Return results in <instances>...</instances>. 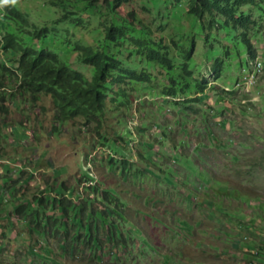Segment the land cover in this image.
<instances>
[{
    "label": "rangeland",
    "instance_id": "1",
    "mask_svg": "<svg viewBox=\"0 0 264 264\" xmlns=\"http://www.w3.org/2000/svg\"><path fill=\"white\" fill-rule=\"evenodd\" d=\"M14 2L39 27L56 18L49 11L51 0ZM144 3L148 2L130 0L118 11L125 15L134 10L144 22H151ZM259 22L250 36L256 54L264 58V18ZM5 23L0 11L2 36ZM58 27L64 32L67 24ZM93 28L73 31L89 44L102 37ZM172 31L167 28L165 41ZM236 47L225 57L223 79H214L216 85L200 101L188 103L197 112L166 101L156 89L149 93L141 88L133 92L136 99L129 111L122 105L128 96L117 94L116 104L109 99L98 126V121L87 123L81 116L58 120L50 94L41 93L35 102L27 94L8 98L9 113L0 114V160L7 154L2 164L9 168L0 179V214H8L9 245L0 253V264H263L249 244L260 240L264 231L257 205L264 203V72L253 87L225 91L224 86L234 85L249 69L248 47ZM0 57L10 61L11 56L0 47ZM132 85L137 82L125 78L120 91ZM3 89L10 94L15 88ZM100 134L108 137L105 144ZM112 156L115 161H110ZM122 159L128 161L126 167ZM60 192L82 209V224L73 214L67 218L71 234H88L96 219L95 243L101 241L94 249L95 259L84 236L80 243L73 241L70 250L52 238L50 250L34 245L38 254L31 253L27 245L36 225L31 227L30 215L18 214L21 221L15 227L10 221L12 213L17 217L20 204L28 206V214L38 210L42 222L48 223L46 215L61 219L63 211L50 208V201L40 205L32 199L54 198ZM84 199L90 203L89 211ZM77 222L79 228L74 227ZM260 223L263 229L257 228ZM35 232L32 237L46 239L41 231ZM17 235L24 243L13 249Z\"/></svg>",
    "mask_w": 264,
    "mask_h": 264
},
{
    "label": "trees",
    "instance_id": "2",
    "mask_svg": "<svg viewBox=\"0 0 264 264\" xmlns=\"http://www.w3.org/2000/svg\"><path fill=\"white\" fill-rule=\"evenodd\" d=\"M67 1L69 0H51L49 11L51 15H56V18L42 27H39L31 19L29 12L20 9L14 0L1 1L2 9L0 10L3 11L6 20L2 39L3 50L11 57L9 58L10 61L3 60L0 57V88L14 86L15 89L10 94H7L4 89L0 90V114L9 113V107L6 105L8 98L13 99L16 95H21L24 98L30 96V100L35 102L40 98L41 93H46L52 96L56 104L58 120L66 121L81 116L85 118L87 123L98 121V126H100V116L104 113L106 97L108 91L112 88L109 77L114 70H128L123 67L122 55L125 51L129 55H133L135 60L140 58V65L142 62L146 67L158 64L174 68L175 65H180L188 76L191 75V71L187 67V60L193 54L197 40L192 29L187 32L180 28V33H176L178 37H185L186 39L184 40L187 41V46L179 54L180 56L171 54V48L175 52L180 47V44L175 40L182 38L173 37L172 40L174 42L169 45V43L165 42V35L161 32L164 28V18L162 17H170L173 13L170 12L172 8L177 10L186 6L188 19L192 21V26L195 27L197 32L201 33L202 31L205 33L207 29L206 18L210 15H214L216 18L220 14H233L235 13L234 5L236 3H253L256 0H146L148 3H144L142 8L152 15L155 21L153 25H157L156 29L159 30V33L153 32L147 28L148 26H143L145 22L134 10L128 11L125 15L120 14L118 11L119 7H122V4L130 0H103L105 9L99 3L101 0H74L70 8L66 6ZM165 10L167 11L165 12ZM185 14L181 11H176L172 17L175 20L178 19L184 25L185 20L183 17ZM240 21L244 23L242 20ZM61 22L67 24L64 32L58 27ZM90 25H94L93 31H96L102 37L97 39L94 35V43L87 44L82 39L76 38L73 30L76 31L77 28L80 29L81 27L88 29ZM255 26L257 25L255 24ZM240 31L237 29L238 36L241 35ZM231 34L237 37L235 30ZM235 41L238 43V38ZM242 41L240 42L247 45L245 40ZM247 47L251 51V45H247ZM58 48L63 49L62 54L58 52ZM88 68L90 75L88 74ZM214 68L218 77L220 68L216 66ZM131 71L134 74L136 73L135 69ZM146 77L149 76L146 75ZM171 81L172 85L164 88V93L171 95L182 93L187 95L194 90L193 85L186 78L177 80L172 77ZM197 99L184 100L182 104L197 101ZM186 109L193 112L198 111L193 106H189ZM102 135L100 134L102 142L105 144V141H108V137ZM113 160L115 161V158L111 157L110 161ZM121 164L126 167L128 161L122 159ZM32 199L37 200L40 205H44L47 199L46 201H50V208L63 211V216L58 219L56 215L47 216L44 214L43 217L46 215L45 217L48 219V223H45L42 222L38 210H33L28 214V206L26 204L18 206L17 214L25 213L26 216L30 215L28 220L31 223V227L36 225L31 228L29 236L28 250L31 253L37 255L35 246L40 247L42 244L45 249L50 250L52 238L58 239L60 244H64L70 250L74 246V242L80 243L83 241L82 237L84 236L86 238L84 242L91 244V258H96L97 253L94 249L100 245L101 241L98 238V242L95 243L96 236L98 237V233L93 231L96 226L94 224L96 219L91 225L88 234H84L81 231H75L71 234L66 226L67 218L73 214L75 218L77 217V221L80 219V223L82 224L83 222L79 216L82 209H78L79 206L73 200L67 198L63 192L58 193L54 198L34 196ZM84 201L89 211L90 203L86 199ZM257 205L258 210L264 216L262 211L264 210V203H258ZM110 206L112 205L110 204ZM112 208L116 215L120 217L121 213L118 212L119 210ZM70 209L73 212H70ZM102 212L106 214V210ZM87 218H89V215H87ZM255 218H257L256 214L254 215ZM77 225L79 228L78 222L74 227ZM97 226L98 229H102L101 224H97ZM254 227L256 226L252 227L253 233L259 235L261 231L256 230ZM262 227L260 223L257 228L263 229ZM35 229L39 232L41 231L46 239L41 241L38 236L37 238L32 237L36 233ZM105 229L109 231L110 226L105 225ZM78 243L75 245V251H79L80 245ZM250 243L252 244L249 245H252L255 249L253 256L261 259L264 264L263 239H253L250 240Z\"/></svg>",
    "mask_w": 264,
    "mask_h": 264
},
{
    "label": "clouds",
    "instance_id": "3",
    "mask_svg": "<svg viewBox=\"0 0 264 264\" xmlns=\"http://www.w3.org/2000/svg\"><path fill=\"white\" fill-rule=\"evenodd\" d=\"M5 2H7V0H5ZM0 4L2 6V3ZM181 8H184L185 11L179 10ZM181 8H178L177 10L176 9L174 10L172 8L170 12L174 13L176 11H181L183 13H186L183 17V19L185 20L184 25H182L178 21V19L175 20V18L172 17L173 15L172 13L170 17H165V16L162 17L164 18L163 19L164 28L163 31L161 32L165 34L167 32L168 27H171L174 30L172 31L173 34L170 35L169 41H165L166 43H169V45H171V43L174 42L172 40L173 37L182 38L179 40L177 39L175 40L178 44H180V47H178V49L175 52L174 49L171 48V54L179 55L181 52L184 51L185 47L187 46L186 45L187 41L184 40L186 39L185 37H178L176 33H180V28H183L187 32L192 29V31L195 34V38H197V40L194 45L193 54L191 55L190 59L187 60L188 63L187 67L191 71V75L188 76L186 72L180 67V65L177 66L175 65L174 68L172 66H170L169 68L167 66H160L158 64L149 65V67L148 66L146 67L143 64V62L140 65L139 63L140 58L139 59L137 58L135 60L133 55H129V53L125 51L124 52L125 54L122 55L123 67L128 70H124V69L114 70L112 75L109 77L112 83V88L108 91L105 108L107 107V102L109 99L111 102L116 104L117 94L119 93H122L124 96H128L126 103H122L123 107H126V109L128 107H131L133 105L132 101L136 99V96L133 95V92L135 90H140L141 88L148 90L149 93L155 92L154 89H156L158 93L161 95V97L165 98L166 101H170L174 103V105H177V103L180 102V104L178 105H184V107L187 108L191 105H189L188 103L182 104L184 100H189V99L192 100L193 98H198L197 101H200L201 95L205 94L207 90L211 88L212 85H216L212 83L215 82L214 79L216 80L223 79L221 75L223 74V71L227 69V67L224 65L225 57H227L235 48H237L236 46H240V45H243L245 47H247V45H251V51L248 49L249 69L246 72L242 73V76H240L236 80L234 85L232 86L226 85L224 86V89L225 91H233L234 89L243 86L253 87L256 85L259 77L264 72V58L261 55L256 54V51L254 50L253 47L254 40L252 39V36H250V33L252 29H253L252 31H254L257 30V28H259L260 26L259 20H263L264 18V0H256L253 3L238 2L234 5L235 13L233 14H223V15L220 14L217 15L218 17L216 18L214 17V15H210L209 17L206 18L207 29L205 33H203L202 31L201 33L196 31L195 27L192 26L191 23L192 21L188 19L186 6ZM0 9H2V7H0ZM257 9H261L260 13L256 12ZM0 11L1 14L4 16L2 10ZM166 11L167 10H165V12ZM171 20L174 22L173 25L171 24ZM240 20H242L244 23H242ZM154 22L155 21L153 18L151 22H145L143 26L145 27L148 26L147 28L151 29L153 32L159 33L158 32L159 30L156 29L157 25H153ZM255 24L257 26H255ZM237 29L241 30L240 36H238ZM4 30H5V25H3V30H2L3 33ZM234 30L237 33V37L234 34H231V32ZM256 33L260 34L259 31L254 32V34ZM236 38H238V43L235 41ZM2 39L3 36L0 35V41H1L0 47L3 50ZM239 40L240 41L245 40L247 45L241 43ZM57 50L59 53H61L60 51H63L60 48H58ZM205 52H207L206 55L204 54ZM124 55H126L127 60L124 59ZM202 59L204 60V62H202ZM215 66L220 68V73L218 77L216 76V71L214 68ZM132 69L136 70L135 74L131 71ZM243 71H245V69H243ZM88 74L90 75L89 68H88ZM146 75H148L149 77H146ZM209 75L212 76L211 80L207 78L209 77ZM172 77H175L177 80H183V78H186L188 81L191 82L194 90L187 95L182 93L178 95H171L168 93H164L163 92L164 88H166L169 85H172V81H171ZM125 78L136 81L137 85L134 86L132 85L128 88V91L121 92L120 91L122 88L121 86L123 85V81ZM2 89L3 88H0V90ZM193 94H195V96L191 97V95ZM219 97L220 96H218V98ZM127 110L129 111V109ZM104 113H105V109H104ZM104 113H102L100 118L103 116ZM90 176L92 177L91 174ZM93 180L94 179L90 178V181ZM262 239H264V231H263ZM253 263L254 262H252V264Z\"/></svg>",
    "mask_w": 264,
    "mask_h": 264
},
{
    "label": "crops",
    "instance_id": "4",
    "mask_svg": "<svg viewBox=\"0 0 264 264\" xmlns=\"http://www.w3.org/2000/svg\"><path fill=\"white\" fill-rule=\"evenodd\" d=\"M5 158H8L7 154L6 155L3 154V157L1 158L2 160H0V179H2V177H3V172H8L9 171V168L3 166L4 164H2V163H5L6 160H3ZM4 176L7 177V174L6 175L4 174ZM1 200L2 199L0 197V201ZM16 218L14 219V213H12L10 221H12V223L14 224V227H15L16 224L20 223V221H21L20 217H18V214H17ZM7 219H8V214H6V215L4 213L0 214V253L2 252V249H5V246L9 245V243H7V241H6L7 237H6V234H5V232L9 233V230H8L9 228L7 227L8 226L7 223L9 222V220H7ZM5 228H6V230H5ZM13 231L16 234L15 229ZM4 236L6 237L5 239H4ZM11 239H14L13 238V234L11 235ZM16 241H17V243L12 245L11 248H13V249L17 248L18 249V246L24 243V240H21L19 235H17Z\"/></svg>",
    "mask_w": 264,
    "mask_h": 264
}]
</instances>
